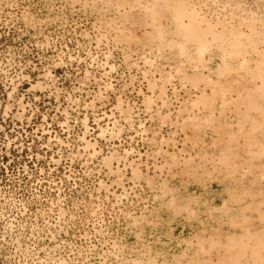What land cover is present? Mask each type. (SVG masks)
Listing matches in <instances>:
<instances>
[{
  "label": "rangeland",
  "instance_id": "374dc122",
  "mask_svg": "<svg viewBox=\"0 0 264 264\" xmlns=\"http://www.w3.org/2000/svg\"><path fill=\"white\" fill-rule=\"evenodd\" d=\"M0 264H264V0H0Z\"/></svg>",
  "mask_w": 264,
  "mask_h": 264
}]
</instances>
